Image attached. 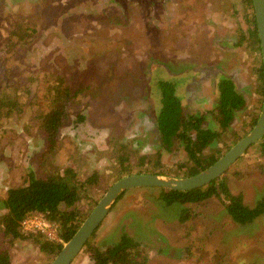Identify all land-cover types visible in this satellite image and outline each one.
I'll list each match as a JSON object with an SVG mask.
<instances>
[{"label": "rangeland", "instance_id": "obj_1", "mask_svg": "<svg viewBox=\"0 0 264 264\" xmlns=\"http://www.w3.org/2000/svg\"><path fill=\"white\" fill-rule=\"evenodd\" d=\"M249 10L245 0H0V56L7 65L0 68V80L14 78L18 84L28 78L19 75L21 69H48L69 75L72 89L92 84L68 96L70 118L54 152H46L38 115L48 107L46 99L36 98L42 106L27 103L21 112L0 117V198L8 187L25 184L31 170L38 174L69 164L80 179L97 177L78 202L87 215L116 180L120 155H128L131 173L145 169L186 176L191 161L185 142L163 149L155 129L157 81L170 73L182 78L176 85L183 119L204 114L203 124L221 113L218 76L240 80L245 106L207 149L223 154L250 130L263 100L257 89L261 53L250 38ZM22 20L37 29L25 26L31 31L25 44L15 36L22 31L15 24ZM7 39L11 46L4 45ZM207 69L215 74L205 76ZM194 75L200 79L187 101L186 85ZM35 83L32 76L31 88ZM225 174L229 189L254 204L264 194V150L250 145ZM158 188L126 190L90 236L92 244L105 245L125 231L145 246L151 264H264V215L247 224L235 222L222 195L167 207L158 200ZM20 227L25 236L12 238L0 222V250L9 251L11 264H49L54 256L39 250L28 236L32 230ZM70 264H90L89 252L82 247Z\"/></svg>", "mask_w": 264, "mask_h": 264}, {"label": "trees", "instance_id": "obj_2", "mask_svg": "<svg viewBox=\"0 0 264 264\" xmlns=\"http://www.w3.org/2000/svg\"><path fill=\"white\" fill-rule=\"evenodd\" d=\"M245 2L246 8H251V11L249 10V20L252 25L249 33L250 38L253 44L260 49L252 0H245ZM15 26V28H18L17 31L22 30L15 33L16 38L22 36V44L28 43L27 32L37 30L23 20L16 23ZM19 26L22 28H19ZM25 26L31 31H28ZM19 44L22 45L20 42ZM4 45L11 46V40L7 39ZM2 49L7 50L8 48L2 47ZM0 68H7V65L1 62V56ZM198 70L200 69H196L195 75L198 74ZM257 72V89L261 87L263 92L262 62L259 64ZM19 75H27V81L15 84L14 78L0 80V117L13 112H21L23 106L27 103L42 106L43 103L38 102L36 98L46 99L48 107L46 108L44 105L38 115L41 117V127L46 137V152H54L58 140H61V128L67 124L70 118L68 107L71 100L68 96L72 93L77 94L83 91L84 88H91L92 84L90 86L86 82L72 89L69 75L58 71L50 72L48 69H41L40 71L21 69ZM169 75L167 78H158L157 81L160 107L155 114V129L158 132L163 149L167 150L174 141L185 142L183 148L187 151L191 164L186 167L184 175H191L208 166L219 157L214 150L208 152V146L220 140L221 131L229 126L233 116L245 106L247 96L244 93L245 90L236 82L240 80H236L230 74L222 73L218 76L217 81L218 103L221 109L218 119L211 121L209 124H203L205 115L194 113L190 115L188 120H185L182 117V96L178 93L179 85H176V82L181 83L182 78H176L175 74L172 75V73ZM195 75L191 77V81L186 85H189L186 87L187 101L192 98L194 85L200 79L195 78ZM32 76L36 81L35 89L31 88L32 85H30ZM44 85H46V89L43 88ZM79 116L83 117L84 115L80 114ZM256 117L253 116L251 119V126L255 123ZM260 140V142H255L252 145L264 150V134ZM219 150L220 148H217V153L222 151ZM126 158H128V155L119 156L121 166L114 179L132 172L129 165L126 164ZM257 167L262 170L263 163ZM228 169L210 182L193 189L174 190L159 187L158 200L167 207L170 204L181 207L186 202H202L211 196L222 195L224 208L235 222L247 224L264 215V194L260 195L252 205L245 203L241 193H233L229 189L225 179L227 176L225 173ZM144 170L138 171L143 172ZM42 171L38 174L32 170L29 171L25 178V184L8 187L5 196L0 198V205L4 208V212L0 214L3 232L12 238L25 236L20 229L21 221L30 213L38 212L45 219L57 224L58 235L64 242L73 234L85 217L87 209L82 210L78 202L88 195L90 185L96 181L97 177L93 173L84 179H80L74 167L69 164L64 165L62 170L52 168L48 172L45 169ZM238 172L237 170L234 171L235 174ZM244 172L246 170L241 171V174L243 175ZM90 203L92 204L91 200ZM180 211L182 212L183 209L180 208ZM28 236L34 239L39 250L47 254L48 257H53L62 245V242L48 239L39 232H29ZM91 241L92 237L83 246L89 252L90 264H151L146 252H143L146 251L145 246L125 231L121 232L117 240L102 246H94ZM0 264H11L7 249L0 250Z\"/></svg>", "mask_w": 264, "mask_h": 264}, {"label": "water", "instance_id": "obj_3", "mask_svg": "<svg viewBox=\"0 0 264 264\" xmlns=\"http://www.w3.org/2000/svg\"><path fill=\"white\" fill-rule=\"evenodd\" d=\"M264 76V0H252ZM264 134V91L261 109L250 130L236 140L223 154L198 172L175 176L158 172H134L114 180L80 222L73 234L62 243L49 264H70L90 238L114 202L126 190L137 187H161L189 190L200 187L224 173L246 149Z\"/></svg>", "mask_w": 264, "mask_h": 264}, {"label": "built area", "instance_id": "obj_4", "mask_svg": "<svg viewBox=\"0 0 264 264\" xmlns=\"http://www.w3.org/2000/svg\"><path fill=\"white\" fill-rule=\"evenodd\" d=\"M21 223L25 229H28L29 231L32 230L31 232H39L48 239L63 242L58 235L57 224L45 219L44 216L38 212L30 213L21 221Z\"/></svg>", "mask_w": 264, "mask_h": 264}, {"label": "flooded vegetation", "instance_id": "obj_5", "mask_svg": "<svg viewBox=\"0 0 264 264\" xmlns=\"http://www.w3.org/2000/svg\"><path fill=\"white\" fill-rule=\"evenodd\" d=\"M210 69H207L205 72H206V74H205V76H213V74H215V72H213V71H209ZM204 76V77H205ZM235 116H233V118H234ZM232 118V119H233ZM230 125V124H229Z\"/></svg>", "mask_w": 264, "mask_h": 264}]
</instances>
